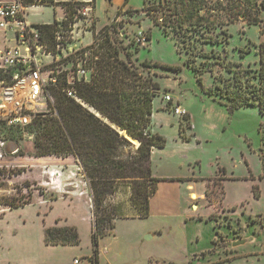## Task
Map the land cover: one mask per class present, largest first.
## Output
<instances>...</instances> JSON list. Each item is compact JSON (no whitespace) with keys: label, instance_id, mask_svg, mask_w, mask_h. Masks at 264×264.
I'll use <instances>...</instances> for the list:
<instances>
[{"label":"rangeland","instance_id":"374dc122","mask_svg":"<svg viewBox=\"0 0 264 264\" xmlns=\"http://www.w3.org/2000/svg\"><path fill=\"white\" fill-rule=\"evenodd\" d=\"M180 1L146 0L143 13L139 11L128 26L122 23L124 44L133 40L138 46L136 52V46L131 47L136 63L156 62L180 71L144 68L156 74L153 79L160 89L151 128L165 145L150 157L157 190L148 217L140 219L130 206L129 187H119L111 204L123 218L114 221L111 235L98 240V264H264V111L245 107L230 113L218 96L213 100L204 93L211 90L214 95L215 85L224 86L235 72L250 90L258 85L264 9L253 25L254 12L249 13L242 0H204L202 26H167L174 7L181 9ZM96 11L98 25L106 24L101 0ZM25 14L29 24L44 25L61 10L29 7ZM138 32L150 35V42H138ZM91 38L88 32L83 42ZM193 64L197 73L188 68ZM165 93L188 112L187 122L165 107ZM51 103L41 98L38 112H49ZM19 144L21 156L13 161L25 166L24 184L35 182L39 192L31 194L28 205L0 215V264H91L92 194L77 162L71 156H52L53 163L36 167L32 141ZM192 191L203 192V198L190 199ZM47 227H74L79 243L46 247Z\"/></svg>","mask_w":264,"mask_h":264},{"label":"trees","instance_id":"16d2710c","mask_svg":"<svg viewBox=\"0 0 264 264\" xmlns=\"http://www.w3.org/2000/svg\"><path fill=\"white\" fill-rule=\"evenodd\" d=\"M25 8L35 6H54V0H19ZM181 9L174 7V18L167 26L183 28L184 25L200 26L206 7L204 0H182ZM249 13L253 15L251 24H258L257 14L264 9V0L259 4L255 0H242ZM146 0H144V6ZM178 7V8H180ZM254 9V10H253ZM143 11V10H142ZM138 13L127 12V14ZM149 14L147 13V16ZM240 14H237V16ZM245 16V14H243ZM195 21L193 22V19ZM155 26L164 29L155 20ZM121 22H113L96 30L94 24L92 43L80 48L67 58L58 62L62 71L56 75L55 84H49L46 91L52 98L50 111L36 113L25 131L33 135L32 143L35 158L68 157L77 162L91 189V213L93 255L91 264H98V240L112 234L114 221L120 217L111 204L119 187L125 184L130 189L129 203L134 216L140 219L149 215V202L155 195L158 180L151 174V154L162 149L164 139L152 133L154 99L159 96V86L153 78L156 74L144 71V68H162L168 71H180L178 66L161 65L156 62L136 63L132 58V40L127 39ZM59 22L37 25L42 27L49 40ZM63 24H67L66 21ZM202 26V25H201ZM208 26V24L206 25ZM150 35L145 41L150 42ZM138 46L135 52L138 51ZM260 67L257 74L258 85L252 90L248 84L237 79V72L224 86L215 85L217 92H204L208 97L218 96V103L233 113L245 107H254L264 111V45L258 50ZM82 63L87 74L68 83V73L75 71ZM70 66L69 69L64 67ZM188 68L197 73L198 67ZM232 72L231 69L227 70ZM197 83L201 85L200 78ZM72 90L76 98L67 96ZM216 98L213 97V100ZM188 114L182 118L188 121ZM5 137L21 142L20 130H8ZM179 138L183 140L179 133ZM136 143V144H134ZM17 207H14L16 209ZM79 243L74 227H47L44 230V244L47 246H68ZM89 262V260H88ZM90 263V262H89Z\"/></svg>","mask_w":264,"mask_h":264},{"label":"built area","instance_id":"2783aa9c","mask_svg":"<svg viewBox=\"0 0 264 264\" xmlns=\"http://www.w3.org/2000/svg\"><path fill=\"white\" fill-rule=\"evenodd\" d=\"M25 9L19 0L0 2V215L28 205L31 194L39 192L35 182L24 184L25 166L13 161L21 156L20 144L5 137L7 131L20 130L22 141H32L33 135L25 129L38 113L41 98L52 101L46 87L55 84L56 75L62 71L59 60L79 50V37L92 34L95 24L94 0H69L61 6L62 18L56 20L59 24L49 40L42 27L28 23ZM137 35L138 42L145 41L141 32ZM86 74L79 62L76 70L68 73V83L72 85L75 78ZM66 93L76 98L72 90ZM162 101L174 116H187L178 102L173 103L170 94H163ZM10 145L15 149L10 150ZM53 176L51 172L50 178ZM7 185L9 189H4ZM74 264L80 262L75 260Z\"/></svg>","mask_w":264,"mask_h":264},{"label":"crops","instance_id":"0c3cea01","mask_svg":"<svg viewBox=\"0 0 264 264\" xmlns=\"http://www.w3.org/2000/svg\"><path fill=\"white\" fill-rule=\"evenodd\" d=\"M2 1H6V0H0V2H2ZM68 1L69 0H54V2H55L54 7L60 8V10H61V6L64 5V3H67ZM97 6H99V0H94L93 15H94V19H95L96 28L101 29L102 27L109 25L110 23H113V22L117 23V22H121V21H124V24L126 26H128L129 23L132 21V18L135 15H137V13L127 14V12H135V11L139 12V11H141L140 13H143L142 10H143V6H144V0H101V7L104 10V12L106 13V17H107V23L104 25H101V26L98 25L100 20H98V18H96V16H98L97 11H96ZM140 13H138V14H140ZM57 17L58 18H56L55 20L62 18V11H61V14ZM127 22H129V23H127ZM84 38H85V35L83 37V40H84ZM92 38H91V41L89 43H84L82 40V42L80 43L81 45L79 47L83 48V47L90 45L92 43ZM153 109H154V111H153L152 123L154 125L155 124V118H156V115L158 113L157 112L158 109L156 107L154 108V106H153ZM189 119H190V116H189ZM155 150H153V151H155ZM50 158L51 157L36 158V161H38L37 162L38 164H36L34 166L42 167V166H47V165L53 163V162H51L53 160ZM72 159H73V161H75L74 158H72ZM192 196L196 197L197 199H201V198H203V192L192 191L190 193V199H192ZM45 246L46 247H52V246H47V245H45ZM57 246H61V245H57Z\"/></svg>","mask_w":264,"mask_h":264},{"label":"water","instance_id":"95a60500","mask_svg":"<svg viewBox=\"0 0 264 264\" xmlns=\"http://www.w3.org/2000/svg\"><path fill=\"white\" fill-rule=\"evenodd\" d=\"M9 148H10V150H14L15 146L14 145H10Z\"/></svg>","mask_w":264,"mask_h":264}]
</instances>
